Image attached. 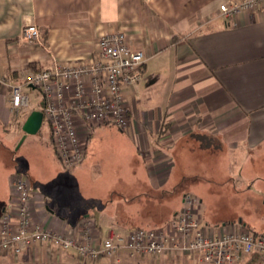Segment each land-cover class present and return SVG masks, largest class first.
Here are the masks:
<instances>
[{"label": "crops", "instance_id": "obj_1", "mask_svg": "<svg viewBox=\"0 0 264 264\" xmlns=\"http://www.w3.org/2000/svg\"><path fill=\"white\" fill-rule=\"evenodd\" d=\"M230 1L0 0V74L11 84L23 83L33 71L93 62L105 33L123 32L145 56L143 81L126 91L130 120L121 131L134 147L130 178L125 171L113 177L101 170L97 180L86 182L94 131L86 162L71 175L54 157L53 173L44 164L45 173L16 167L14 140L25 135L32 112L44 111V95L24 87L29 107L14 117L11 89L0 85V217L15 174L24 173L32 184L34 223L75 238L90 223V238L100 249L111 236L122 239L115 259L81 260L75 250L38 245L21 255L3 252L0 264H194L186 253L170 249L157 258L133 257L124 243L133 229L169 225L185 194L215 181L205 170L221 162L224 152L240 173L251 153L264 150V5L227 23L219 8ZM33 25L38 40L22 42V32ZM36 99L39 108H33ZM56 178L71 183L61 190L51 184ZM209 204L201 199L197 208L203 231L236 229V222L217 219ZM257 257L238 264H255Z\"/></svg>", "mask_w": 264, "mask_h": 264}, {"label": "built area", "instance_id": "obj_2", "mask_svg": "<svg viewBox=\"0 0 264 264\" xmlns=\"http://www.w3.org/2000/svg\"><path fill=\"white\" fill-rule=\"evenodd\" d=\"M264 0H231L219 8L225 22L235 21L242 13L256 12ZM36 26L24 29L21 41L38 40ZM98 55L93 62L68 66L56 65L51 70L28 73L23 83L11 84L0 74V85L11 89L10 112L18 117L29 107L24 87L39 89L44 95V119L49 124L51 141L62 166L73 170L87 157V141L96 127L114 126L127 130L130 110L126 91L143 81L145 56L133 50L123 32L101 34L97 41ZM32 184L26 176L16 173L12 181L10 200L0 217V254L21 255L27 250L45 245L62 251L75 250L81 260L104 256L115 259L121 238L111 236L99 248L90 238L91 225L79 237H70L36 224L32 217ZM199 200L190 194L183 196V208L173 221L163 228L136 229L126 239L124 247L133 257L162 256L168 249L186 253L194 264H238L257 255L255 264H264V235L245 226H229L219 234H207L197 216Z\"/></svg>", "mask_w": 264, "mask_h": 264}, {"label": "rangeland", "instance_id": "obj_3", "mask_svg": "<svg viewBox=\"0 0 264 264\" xmlns=\"http://www.w3.org/2000/svg\"><path fill=\"white\" fill-rule=\"evenodd\" d=\"M32 102L33 108L40 107L37 99ZM100 128L96 127L93 132L91 159L85 173L86 182L97 180L102 173L101 170L104 171L103 174L108 173L113 177L115 173L121 175L125 171L128 172V178H130L129 171H133L136 166L132 161L134 150L132 143L125 138L123 132L114 126ZM49 131L47 122H44L40 133L29 136L28 140L25 139V135L14 140L15 166L27 171L45 173L46 170L42 166L44 164L48 165L49 171L53 173L56 171L52 163V157H54L59 162L63 173L73 174L79 167L67 170L62 166L49 141ZM253 154L251 153L250 161L244 167L243 172L239 173L233 170L232 165L230 166L231 161L228 160L230 154L224 152L221 162L213 165L208 163V168L205 170L213 175L215 181L201 182L188 194L197 200L203 199L205 205L210 203L209 206L217 210L215 214L217 219L232 220L238 226H245L259 235H264V150L253 152ZM21 174L26 176L24 173ZM70 183L67 180H57V178L51 181L54 187L61 186V190L69 187ZM236 186L239 193L234 192ZM249 187L252 188L248 189ZM87 226L86 224L84 229Z\"/></svg>", "mask_w": 264, "mask_h": 264}, {"label": "water", "instance_id": "obj_4", "mask_svg": "<svg viewBox=\"0 0 264 264\" xmlns=\"http://www.w3.org/2000/svg\"><path fill=\"white\" fill-rule=\"evenodd\" d=\"M44 123V114L42 111H34L30 114L23 126V132L26 136L36 135L40 132Z\"/></svg>", "mask_w": 264, "mask_h": 264}, {"label": "trees", "instance_id": "obj_5", "mask_svg": "<svg viewBox=\"0 0 264 264\" xmlns=\"http://www.w3.org/2000/svg\"><path fill=\"white\" fill-rule=\"evenodd\" d=\"M137 229H141V228H137ZM133 230H136V229H133ZM133 230H132V231H133ZM132 231H131V232H132ZM131 232H130V233H131ZM130 233H129V234H130ZM255 233H256V232H255ZM256 234H258V233H256ZM125 241H126V240H125ZM256 260H257V259L255 258L254 262H255Z\"/></svg>", "mask_w": 264, "mask_h": 264}]
</instances>
